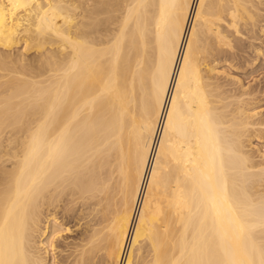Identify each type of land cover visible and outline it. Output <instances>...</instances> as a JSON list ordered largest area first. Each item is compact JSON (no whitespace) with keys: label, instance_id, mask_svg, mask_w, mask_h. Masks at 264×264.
<instances>
[{"label":"bare ground","instance_id":"6f19581e","mask_svg":"<svg viewBox=\"0 0 264 264\" xmlns=\"http://www.w3.org/2000/svg\"><path fill=\"white\" fill-rule=\"evenodd\" d=\"M263 5L0 0V264H264Z\"/></svg>","mask_w":264,"mask_h":264},{"label":"rangeland","instance_id":"374dc122","mask_svg":"<svg viewBox=\"0 0 264 264\" xmlns=\"http://www.w3.org/2000/svg\"><path fill=\"white\" fill-rule=\"evenodd\" d=\"M264 6V5H263ZM263 23H264V21H263ZM258 32V37H259V35H260V38H258V40H256V43L258 44V45H260V44H262V45H260V46H262V48L264 47V33L262 32V31H260L259 32V30L257 31ZM260 33H262V34H260ZM263 41V42H262ZM261 42V43H260ZM248 49V51H249V48H247ZM247 49H246V53H244L245 54V56L246 55H249V57H251V55H252V53H251V51H249V53H248V51H247ZM264 49V48H263ZM243 54V55H244ZM251 54V55H250ZM246 57H248V56H246ZM263 62H264V56H263ZM262 62V61H261ZM222 65V64H221ZM248 66V65H247ZM241 66L240 68H235V67H233V66H229L230 68H229V70L230 71H232L231 72V76L232 77H236V75L237 76H239V77H241V79H242V81H241V83L243 82L244 84H245V86L247 85V87H253V88H255V87H257L258 86V88H263L262 90V92L259 94V96H261L262 95V97L264 96V68H262V67H264V63L262 64V63H259L257 66H254V67H250V66ZM255 71V72H254ZM256 77V78H255ZM238 84V83H237ZM255 86V87H254ZM263 93V94H262ZM245 107V106H244ZM243 107V108H244ZM246 107L247 108H245V109H248V113L247 114H250V112L249 111H251V113H254L255 111L256 112H258L257 113V115L256 116H258V117H260V116H264V98H262V100H257V102H255V103H250V104H248V106H247V104H246ZM245 109H242V111H244ZM252 110H253V112H252ZM257 133V132H256ZM259 137L260 138H258V135L257 136H252L251 138H252V143H250V142H248V144L250 145H248V148H252L255 152H254V154L257 156L256 157V159H258V161L260 160V162H264V157H263V153H261V151H263L264 150V137H262V136H260L259 135ZM262 137V138H261ZM252 145V146H251ZM251 149V150H252ZM257 150V151H256ZM257 152V153H256ZM260 152V153H259ZM259 153V154H258ZM262 156V157H260V156ZM263 159V160H261V159ZM260 182H262V181H260ZM264 180H263V182L261 183V187H262V189L264 188ZM72 224H74V222H71L70 223V225H72ZM73 229H75V227H73ZM77 235V231L75 230L74 232H72L71 234H70V237H69V239L71 238H73V237H75ZM61 248H64V245H61ZM57 254H58V257L60 258V257H62V256H64L65 255V253L66 252H62V254L61 253H59V252H56ZM61 255V256H60ZM63 264H66V263H63ZM97 264H103L102 262H99V263H97Z\"/></svg>","mask_w":264,"mask_h":264}]
</instances>
